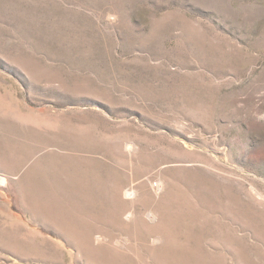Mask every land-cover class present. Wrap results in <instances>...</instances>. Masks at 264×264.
Instances as JSON below:
<instances>
[{"label": "rangeland", "instance_id": "1", "mask_svg": "<svg viewBox=\"0 0 264 264\" xmlns=\"http://www.w3.org/2000/svg\"><path fill=\"white\" fill-rule=\"evenodd\" d=\"M46 152L111 162L149 224L185 194L201 259L264 264V0H0V264H164L105 224L89 262L95 220L29 200Z\"/></svg>", "mask_w": 264, "mask_h": 264}, {"label": "bare ground", "instance_id": "2", "mask_svg": "<svg viewBox=\"0 0 264 264\" xmlns=\"http://www.w3.org/2000/svg\"><path fill=\"white\" fill-rule=\"evenodd\" d=\"M112 148L118 153L120 147L115 142ZM127 149L130 150L131 147L128 146ZM23 179L27 185L34 186L39 194L37 200L29 197L31 202L61 204L63 207L58 214L63 217L69 216L75 220L76 213L80 212L90 215L95 220L92 228L79 230L82 235L80 238L70 240L89 262L99 259V254L103 250V246L91 244L92 230L105 224L111 227V230L127 232L132 230L135 236L141 239H146L151 234L158 235L161 241L153 248L157 252L158 261L164 264H223L222 260L208 262L200 258L199 252L202 249L195 243L203 236L202 232L201 236L199 235L200 225L196 211L185 194L178 195L177 203L167 214H164V196L155 201L153 205L159 213L158 219L155 223L149 224L144 220L142 210L151 200L150 194L146 190H141V186L139 191L124 189L125 179L111 162L92 155L46 152L37 158ZM26 191L29 192L30 189ZM121 195L125 200L121 199ZM130 204L133 209L126 213L127 220L124 221L123 214ZM51 211L50 214L56 213L55 209ZM147 216L153 217L151 214ZM218 226L219 228H215L213 233L222 232V226ZM59 232L71 235L77 230L63 228Z\"/></svg>", "mask_w": 264, "mask_h": 264}]
</instances>
